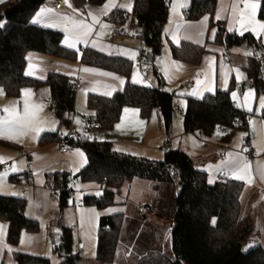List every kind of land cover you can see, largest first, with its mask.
I'll use <instances>...</instances> for the list:
<instances>
[{"label":"trees","instance_id":"trees-1","mask_svg":"<svg viewBox=\"0 0 264 264\" xmlns=\"http://www.w3.org/2000/svg\"><path fill=\"white\" fill-rule=\"evenodd\" d=\"M100 4L104 0H88ZM259 1L258 16L264 20V0ZM45 0H6L0 3V22L6 24L0 28V86L4 94L17 96L22 88L45 85L53 105L58 123L69 128V114L74 109L75 90L70 77L49 71L40 80L26 76V54L34 52L66 60H79L82 64L101 68L125 78L121 90L109 96L88 93L86 108L100 124V128L112 127L120 117L123 107L138 109L140 116L147 119L153 109L159 111L162 123L169 129L174 116L172 94L160 86L150 87L129 81L132 62L121 56L107 55L91 48L78 53L61 43L60 32L32 23V17ZM216 0H190L184 10L186 20H196L202 15L210 16L209 25L216 26L215 41L227 47L245 44L261 48L248 34L227 33L219 21L212 19ZM126 13L114 10L109 19L123 22ZM131 20L141 30V51L151 57L160 53L163 27L168 18L166 0H134L130 13ZM204 47L187 41L179 45H170L172 58L189 63L200 60ZM260 66L252 57L249 58L246 72L249 84L257 94L264 93V82ZM160 83V77L156 75ZM231 87L217 90L201 98H187L182 113V126L185 131H200L212 135L223 129L221 139L228 140L233 132L247 125L248 112L236 108L230 97ZM264 120V111L261 110ZM234 121L240 125L233 126ZM62 143L79 148L85 155L86 164L74 176L80 183H95L101 186L102 195H85L82 203L103 209L116 204V193L122 185L134 178L151 182H173L160 170L163 161L174 163L178 168L177 182H182L181 191L174 194L165 209L159 215L170 221V249L167 255L155 247L153 236H158L156 225L150 227L142 241L146 251L134 258L129 264H264V248L257 244L245 247L252 240L254 222L248 214L242 213L240 197L245 184L233 179H220L208 183L205 172L193 166L191 158L181 150H170L163 160H149L115 151L107 141H99L87 136L77 135L68 138L56 131H43L37 143ZM65 173H52L49 177L58 188L60 204L67 201V183ZM17 176H9L14 180ZM26 201L23 197L0 194V220L7 224L5 240L15 246L20 233L36 232L38 223L24 213ZM154 213V212H153ZM140 217V216H139ZM215 222L213 223V219ZM142 219V218H141ZM138 223V222H137ZM137 223L133 224L134 229ZM124 225L121 213L101 217L97 229L96 259L100 264H112L115 259L117 244ZM150 231V232H149ZM73 239L71 231L62 227L60 243L56 250H61L59 264H76V255L72 253ZM136 246V243H135ZM131 256V255H130ZM15 264H50L47 257L13 252Z\"/></svg>","mask_w":264,"mask_h":264},{"label":"crops","instance_id":"crops-1","mask_svg":"<svg viewBox=\"0 0 264 264\" xmlns=\"http://www.w3.org/2000/svg\"><path fill=\"white\" fill-rule=\"evenodd\" d=\"M166 1L168 4V18L163 27L161 50L152 60H147L146 58L143 70H140L138 65V59L141 54L139 29L130 17L134 0H111L115 7L109 8L107 14L104 13L103 6L109 0H104L100 4L92 3L88 0H68V4H65L64 0H60V9H55L52 3L45 0L34 13L32 21L35 18V24L60 32L62 35L61 43L64 45L63 42L66 34L64 17L75 21H82L89 25L92 24V15L97 17L98 23L93 27L92 35L87 39V42L75 44L71 49L80 55L79 53L83 49L91 48L107 55L121 56L130 60L132 62V69L129 81L134 83L133 74L135 73L137 81H142L135 84L150 87L161 85V88L165 92L172 94L174 116L169 129L166 130L158 110L153 109L149 117L144 119L140 116L137 108L125 106L122 108L117 122L110 128L97 129L93 133L94 137L95 133H97L96 135L100 141L109 142L115 151L154 161L161 160L159 148L164 141H169L170 150H181L186 153L191 158L193 166L206 173L208 183L209 179H212L213 182L220 179H233L243 182L245 188L250 187L252 191L244 188L240 197L242 213L250 215L254 222L252 240L248 243L247 247L259 244L264 248V229L262 220L257 215L259 209L261 211L264 209V198L262 197V184L264 181L261 178L264 170L262 174L258 165L259 161H257V157L254 156L253 151L254 158L251 161L245 154V146L242 143V139L241 141H236L232 138L233 134L228 140H223L221 139L223 133L219 130H216L212 135H205L200 131H185L182 126V113L187 98H201L208 93L225 90V87L226 89L231 87L230 97L234 106L251 115L248 117L247 122L250 120L253 128H255L253 118H258V120L264 122L261 118L260 110V97L263 95L257 94L254 87L249 84L246 72L250 56L245 54L248 53L247 49L243 47L245 44L227 47L224 43H218L215 39H212L213 31H215L216 37L217 28L216 26L209 25V15L204 14L196 20H186L184 18V10L188 8L190 0ZM252 2L257 4L253 19L258 23H264V20L258 16L259 1L248 0V3ZM173 3L177 5L175 11H173ZM69 4L71 7L68 6ZM129 4L131 5V11L127 8ZM233 5H236L237 13L244 11L245 0H216L212 19L221 22L227 33L248 34L252 37V41L261 48H264V34L257 32L254 35L251 30L241 28L238 23L239 16L237 15L233 18ZM41 8L50 9L51 11H46L40 17H36V13ZM114 10L126 13V19L123 22L110 20L108 16ZM218 12L220 14L219 19H217ZM89 13H92V15ZM204 17H208V20L204 24H201L200 22ZM101 23L108 25V27L102 29L100 27ZM230 24L231 31L229 30ZM97 33H103V35L98 38ZM173 33L176 34V41L172 39ZM182 41L204 47L205 50L199 62L189 63L172 58L170 45H179ZM94 43L96 44L95 47H93ZM101 47L104 48L103 51L99 50ZM120 50L134 52L135 56L130 59L127 55L118 54ZM224 55L228 59L226 64L222 63ZM29 65L33 67L29 68ZM175 65H179L180 67L177 68ZM85 68L95 69L96 72L109 73L110 75L103 76L97 75L95 72L82 71ZM165 69H167V78L165 77ZM235 69H238L244 77L239 83L236 80ZM26 71L32 73L26 76L40 80L44 79L49 71L59 72L80 84V87L75 90L74 109L69 114L74 120L79 119L80 115L90 114V110L87 108L86 111L78 108L82 101L85 103L88 93L109 96L104 93L111 92L113 94L115 91L121 90L126 81L120 74L82 64L79 60H66L34 52L26 54L24 74ZM222 72L225 74L223 77L221 75ZM156 75L160 77V83ZM225 79L227 80L226 86L224 84ZM121 80L123 83H121ZM39 86L47 88L45 85ZM27 88L31 89L33 87H25L21 90H27ZM249 90H254L255 98L250 97L245 103L244 94ZM232 92L237 93L235 101L232 98ZM32 96L35 98V100L33 99L35 105L38 104L39 106V103L45 105L51 104L45 101L48 94H43L42 92L40 94L34 93ZM249 108L252 111H248ZM125 109L129 111L125 112ZM71 122L72 120H70V124ZM118 124L120 125L119 128L116 127ZM260 126L263 127L262 123H260ZM44 129V131H49V128ZM263 130L261 129L264 133ZM63 135L68 138L74 137L70 133H67V135L63 133ZM33 136L36 137L34 139L36 143L38 135L35 132L29 133V138ZM252 143L255 145V142L251 141V149L253 150ZM64 145L56 142L44 145L36 143L35 147L26 145L25 148L28 151L21 146L20 152L26 154L30 161L27 162L26 170L19 172L20 170L17 167L16 161L13 164L11 163L8 168H0V181L6 180L0 184V194L23 197L26 201L25 215L35 219L38 223V230L36 232L22 231L17 244L10 246L5 240L7 224L5 221L0 220V226H3V232L0 233V264H15L13 259L14 251L47 257L50 264H52L51 260L54 258V255H58L56 246L60 243L62 227H66L71 231L73 239L72 253L77 257L76 264H100L96 259V242L97 229L101 217L121 213L124 225L128 223L132 225L136 224L138 216L143 220H148L149 218L152 219L151 221L155 220L152 224L157 227H160L165 222L166 218L159 215L165 213L164 211L169 201L176 194L178 182H151L145 179L134 178L124 183L116 193V204L98 209L94 206L84 205L82 198L85 195H97L96 193H101V186L95 183H80L77 181L74 185H70L75 190L77 201L72 203L67 200L64 204H60L58 197L51 201L48 191L44 187V182L51 179L49 175L52 173L75 175L86 164L85 155L82 159L75 154L76 150H80L79 148L64 147ZM62 148L66 149V151L62 152ZM239 157H243L251 166L250 176L244 179L232 178L236 167L235 161L232 158ZM0 158H3L0 160V166L6 162H11L10 159L6 158L1 149ZM14 165L16 166V171H13ZM7 169L11 172L1 171ZM223 174H225V177L222 176ZM11 175L17 177L14 180L7 181L6 176L9 178ZM258 187H261L260 192L255 191V189H259ZM245 192H251V194L247 193L244 201L243 196ZM144 205H147L154 212V215L143 213L141 206ZM109 209L112 211H109ZM124 225L123 231L128 228L124 227ZM22 234L25 238L24 243H21ZM131 248L132 246L130 250ZM114 260L112 264H115ZM122 264L129 263L123 262Z\"/></svg>","mask_w":264,"mask_h":264},{"label":"rangeland","instance_id":"rangeland-1","mask_svg":"<svg viewBox=\"0 0 264 264\" xmlns=\"http://www.w3.org/2000/svg\"><path fill=\"white\" fill-rule=\"evenodd\" d=\"M44 87V86H43ZM41 88L40 86H33V88H27V90H30L31 92V96L28 97L27 99L29 100V104L30 107L31 106H38V104L35 105V101H33V99L35 100V98H33V94H40L43 92V94H48L49 96V91L47 88ZM41 89V90H40ZM45 89L46 93H45ZM0 90H2L1 86H0ZM22 90H20L19 94L17 96H8L6 94H4L3 90H2V94H0V119L5 118L8 114L4 111L5 108H10V107H14L16 112L19 115H23L24 114V104H25V97L22 96L21 94ZM264 96L263 93H260ZM43 106L38 112H36L35 114V119L38 122L43 123V128H55L60 134L63 135V133H70L71 136H77V135H81V124L77 125L75 123V120L72 119V116L68 115L70 120H72L71 124L69 125V128H66L64 125L58 123V119L54 114V109H53V105H45L43 103H39V106ZM79 109H83V111H86V103H84L83 101L79 104ZM53 115V116H52ZM251 116V115H249ZM248 116V117H249ZM255 117V116H254ZM49 118V120H48ZM79 118V117H78ZM252 118V117H251ZM51 120V121H50ZM77 120V119H76ZM79 120V119H78ZM253 121H255V128L252 127V123L247 122L248 124L246 125L245 128H240L238 130H235L232 138H234L236 141H241V136L244 134L245 131L249 130L254 133V139L252 140V142H255L253 144V153L254 156L257 157V161L258 165L260 166V170L262 171L263 174V170H264V133L261 131V129H264V122L258 120V118H253ZM248 121V120H247ZM40 123V124H41ZM260 123H262L263 127L260 126ZM39 124V125H40ZM42 125L40 127H42ZM102 129H106L104 127H102ZM55 130V131H56ZM52 131V130H49ZM264 131V130H263ZM35 131L32 130H28L25 131L23 135H19L17 137L14 138H8L7 136L0 138V149L3 151V154L6 156V158L9 160L10 159V165L11 163L13 164L14 161H16L17 163V167L20 170L19 172H24L26 170L27 167V162L29 161L28 157L26 154H22L20 152V148L21 146L28 151L25 146H30V147H35V141L34 139L36 137H31L29 138V133H34ZM97 133H95V137L94 134L87 136L88 138H94L96 140H99V137L96 135ZM40 135V134H39ZM37 136V140L38 137ZM64 136V135H63ZM67 145H64V147ZM252 146V145H251ZM30 162V161H29ZM3 172H11L9 169L7 170H1ZM12 174V173H11ZM262 180L264 181V174L261 175ZM7 181H9V178L6 176ZM5 178V179H6ZM6 180H1L0 184L5 182ZM262 184V183H261ZM262 188H263V192H264V183L262 184ZM259 189H255V191L260 192V188ZM245 189H249L251 190L250 187H246ZM246 191V190H245ZM252 191V190H251ZM247 193L251 192H245L244 194V201L245 198L247 197ZM254 193V190H253ZM49 198V197H48ZM53 201V200H51ZM243 201V203H245ZM257 215L260 217V219L262 220V226L264 229V209H259V211L257 212ZM138 223H137V228L134 229L132 224H126L124 225V227H128L125 231H121V236L119 239V242L117 244V250H116V255H115V264H122L123 261L126 262H132L134 260V258H138L140 256V254L145 253L146 251V247L142 246V241L146 238L145 235L147 233V231L150 229V227L152 226V222H154L155 220L151 221L152 219L149 218L148 220H143L141 219V217H137ZM158 236H153V242L155 243V247H158L159 250L167 255H171V249H170V232H171V225H170V221L168 222V219H165V222L163 224H161V226L158 228ZM136 243V246H135ZM132 246L131 250L130 247ZM245 248H248L247 246ZM132 252V253H130ZM131 255V256H130ZM61 261V257L58 256L57 254L54 255V258L51 260L52 264H59Z\"/></svg>","mask_w":264,"mask_h":264},{"label":"snow or ice","instance_id":"snow-or-ice-1","mask_svg":"<svg viewBox=\"0 0 264 264\" xmlns=\"http://www.w3.org/2000/svg\"><path fill=\"white\" fill-rule=\"evenodd\" d=\"M0 2H3V0H0ZM65 4H68V0H64ZM69 7H71V5H68ZM111 7H115L114 4H112L111 0H109L108 3H106L103 8H104V13L107 14V10ZM123 7V5H122ZM173 11L176 10V3H173ZM257 4L255 2L252 3H248V0H245V9L244 11H241L239 13H237L236 10V5H233V18H235L237 15L239 16V20L238 23L240 24L241 28L245 29V30H251L253 32V34L255 35L257 32L264 34V23H258L253 19V15H254V10L256 9ZM128 10L131 11V5L129 4L127 6ZM251 10V11H250ZM46 11H51L50 9H44L41 8L37 13H36V17H40L44 12ZM90 15H92V13H89ZM220 18V14L219 12L217 13V19ZM65 21V38H64V45L68 48H73L75 44L81 43V42H87V39L92 35L93 32V27L95 26L96 23H98V18L95 17L94 15H92V24H85L82 21H75V20H71L68 17H64L63 18ZM208 20V17H204L202 19V21L200 22L201 24H204L206 21ZM36 19L34 18L32 23H35ZM6 24L5 22H0V28H3ZM100 27L106 28L108 27V25H105L103 23L100 24ZM229 30L231 31V24L229 26ZM202 34V33H201ZM97 37H101L103 35V33H97L96 34ZM212 39H215V31H213L212 34ZM173 41H176L177 37L176 34L173 33L172 36ZM96 44H93V47H95ZM99 50L103 51L104 48L101 47ZM120 55H127L130 59L134 58L135 53L131 52V51H124V50H120L119 53ZM246 55H250L251 53H245ZM177 68H179V65H175ZM32 65H29V68H32ZM82 71L84 72H95L97 75H103V76H107L110 75L109 73H103V72H96L95 69H82ZM236 73V80L237 83L240 82L241 79H243V74L239 72L238 69L234 70ZM32 74L30 71H26L25 75H30ZM222 77L225 75L223 72L221 73ZM165 77L167 78V69H165ZM116 78V77H113ZM133 82H142V81H137L136 75L135 73L133 74ZM121 83H123V81L121 80ZM197 83H199V81H197ZM224 84L225 86L227 85V80H224ZM225 90L226 87H225ZM0 94H2V90H0ZM22 96L25 97V104H24V114L23 115H19L14 107H10V108H5L4 111L8 114L5 118L0 119V137H5L7 136L8 138H14L17 137L19 135H23L25 131L28 130H32L35 131V133L37 135H39L40 132L44 131L45 129L43 127H40L39 124L41 122L36 121L35 119V114L36 112H38L43 106H31L29 104V100L27 99L28 97L31 96V92L30 90H22L21 92ZM105 95H111V92H105ZM255 98V93L254 90H249L248 92H246L244 94V100L245 103L247 102V100L249 98ZM232 98L235 101L237 98V93L236 92H232ZM260 110L264 111V96L260 97ZM129 111L128 109H125V112ZM248 111H252V109H248ZM75 123L77 125L80 124V121L77 119L75 120ZM117 128L120 127V125L118 124L116 126ZM49 130L55 131L56 129L53 127ZM65 135H67V133H64ZM243 137H241L242 139ZM246 151V149H244ZM77 156H80L82 159L84 158V153L80 150H76L75 153ZM231 155V154H230ZM3 158H0V160H2ZM235 161L236 167H235V172L232 178L234 179H244L245 177L250 176V164L244 160L243 157H239V158H232ZM13 171H16V166H13ZM35 174V173H34ZM247 182V181H246ZM209 183H213L212 179H209ZM97 195H102V193H96ZM109 211H112L111 209H109ZM215 222V218L213 219V223ZM3 232V226H0V233ZM24 236L22 234L21 236V243H24ZM249 247H251V245H249ZM245 251H247V248L245 249Z\"/></svg>","mask_w":264,"mask_h":264},{"label":"built area","instance_id":"built-area-1","mask_svg":"<svg viewBox=\"0 0 264 264\" xmlns=\"http://www.w3.org/2000/svg\"><path fill=\"white\" fill-rule=\"evenodd\" d=\"M48 2L52 3L55 9H60L61 8V2L60 0H47ZM136 26L138 27L139 31H138V35H141V30L140 27L138 26V24L136 23ZM247 52L251 53L249 56L252 57L253 59H255L260 68L264 69V48H258V47H254V46H248L246 47ZM141 54L140 57L138 59V65H139V69L143 70L144 69V64L146 62V56L145 54L140 50ZM228 61L227 56L224 55L222 57V63L226 64ZM72 85L74 90L78 89L80 87V84L78 82H75L71 79ZM46 102L51 103V99L48 97L45 98ZM79 121L81 124V135L83 136H89L91 134H93L97 129L100 128V124L96 121V119L94 118V116L92 114H87V115H80L79 116ZM240 125L239 121H234L233 122V126H238ZM220 131H224L223 129H220ZM242 143L245 146V154L246 156L253 161V153H252V149H251V141L254 138V133L252 131H245L244 134L242 135ZM62 144V143H60ZM66 149L62 148V152H65ZM170 152V144L169 141H164L162 143V145L159 148V155L161 157V160H163L165 158V156ZM10 166V162H6L3 165L0 166V168H8ZM160 170L167 175L172 181L177 182V177H178V168L177 166L169 161H163L160 165ZM223 177H225V174L222 175ZM64 180L66 181L67 185L69 184V186H67L66 188V193H67V200H69L70 202H75L77 201L75 198V190L74 188L70 187V185H74L78 180L74 175H67L64 177ZM44 187L47 189L48 191V195L50 197L51 200H55L58 197V189L56 188L54 182L49 179L46 180L44 182ZM262 197L264 198V192L262 193ZM141 211L143 213H148L150 215H154L153 211H151V209L147 206H141ZM57 251L61 252V250Z\"/></svg>","mask_w":264,"mask_h":264},{"label":"water","instance_id":"water-1","mask_svg":"<svg viewBox=\"0 0 264 264\" xmlns=\"http://www.w3.org/2000/svg\"><path fill=\"white\" fill-rule=\"evenodd\" d=\"M243 47L246 48L247 46L246 45H243ZM146 58H147V60H150L151 59V57L149 55H146ZM260 73H261V78L264 81V69L263 68L260 70ZM160 87H161V85H160ZM182 186H183L182 182L179 181L177 183V185H176V193L177 194L181 191Z\"/></svg>","mask_w":264,"mask_h":264}]
</instances>
